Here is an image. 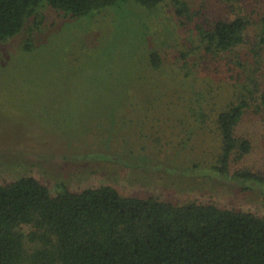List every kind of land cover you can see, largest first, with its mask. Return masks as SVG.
<instances>
[{"label":"rangeland","instance_id":"1","mask_svg":"<svg viewBox=\"0 0 264 264\" xmlns=\"http://www.w3.org/2000/svg\"><path fill=\"white\" fill-rule=\"evenodd\" d=\"M184 1L191 23L170 2L151 10L130 0L81 18L46 7L39 29L31 22L0 42V183L33 176L53 194L109 185L125 196L264 217L263 185L210 171L220 151L217 113L248 94L237 132L252 151L232 171L264 174V50L253 58L250 49L264 47V0ZM242 12L253 23L249 45L231 57L203 55L197 27ZM29 37L35 45L26 51Z\"/></svg>","mask_w":264,"mask_h":264},{"label":"trees","instance_id":"2","mask_svg":"<svg viewBox=\"0 0 264 264\" xmlns=\"http://www.w3.org/2000/svg\"><path fill=\"white\" fill-rule=\"evenodd\" d=\"M128 1L0 0V42L21 34L31 22V31L39 29L46 7L81 18ZM133 1L151 10L170 2L182 22H192L184 0ZM252 24L242 12L198 26L202 54L213 60L238 55L249 45ZM261 42L264 45V36ZM34 45L29 37L23 50ZM250 49L252 57L259 58L264 47ZM150 62L154 69L161 66L157 52ZM252 101L248 94L241 95L217 113L220 151L210 171L255 188L264 186V174L232 171L252 151L251 140L237 132ZM258 105L264 107V87ZM0 264H264V217L215 203L125 196L109 185L80 192L62 185L53 194L39 179L24 176L0 183Z\"/></svg>","mask_w":264,"mask_h":264}]
</instances>
